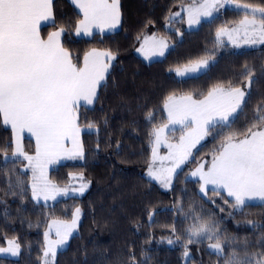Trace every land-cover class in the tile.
Instances as JSON below:
<instances>
[{
    "label": "trees",
    "instance_id": "1",
    "mask_svg": "<svg viewBox=\"0 0 264 264\" xmlns=\"http://www.w3.org/2000/svg\"><path fill=\"white\" fill-rule=\"evenodd\" d=\"M187 1L120 0L117 30L78 36L81 13L70 0H53L55 24H43L42 37L66 29L61 43L79 66L91 49L116 58L94 102L77 108L82 158L49 170L57 184L80 174L88 182L81 195L52 203L34 201L29 173L22 168L23 159L13 156L12 130L0 115V244L15 238L20 245L17 257L0 256V264H40L47 222L70 219L75 208L81 210L77 232L57 250L53 264H232L234 254L264 259V202L237 208L226 192L200 193L198 181L187 177L201 159L217 152L226 136H243L257 109L264 108V43L242 49L219 43L216 32L245 16L238 7H224L187 28L184 16L170 17ZM234 1L264 7V0ZM149 33L163 35L170 46L161 58L145 61L135 50ZM206 57L212 61L197 75L178 77L173 71ZM248 78L245 102L230 126L218 124L209 132L168 190L146 176L151 132L166 121L168 96H201L215 86L245 87ZM23 148L34 152L33 139L23 137ZM194 218L212 220L222 250L210 248L212 240L190 239L188 227Z\"/></svg>",
    "mask_w": 264,
    "mask_h": 264
},
{
    "label": "snow or ice",
    "instance_id": "2",
    "mask_svg": "<svg viewBox=\"0 0 264 264\" xmlns=\"http://www.w3.org/2000/svg\"><path fill=\"white\" fill-rule=\"evenodd\" d=\"M218 0H205L199 8L189 10V24L199 23V17L211 16ZM226 3L231 0H225ZM83 13V19L76 26V34H91L92 27L103 30L115 28L121 22L120 0H72ZM245 10V18L240 21L244 31L245 43H264V7H252L248 4L237 5ZM249 13L251 19L248 18ZM259 13V17H257ZM55 24L53 0H0V115L3 123L10 125L15 139L13 155H23L33 167V196L43 193L47 199L56 191L55 185L49 184L44 177V166L61 155L74 159L83 156L79 144L77 126V108L83 100L92 104L97 95V88L105 80L109 63L116 57L111 52L93 50L83 58V66L73 62L68 49L61 43V35L66 31L59 28L41 36V22ZM231 31L222 29L217 36L229 35ZM148 41L145 40V44ZM166 47L163 40L156 42L153 54L164 55ZM207 60L198 61L183 70L177 69L178 75L196 72L206 67ZM246 93L240 88L225 89L216 86L208 91L203 99H194L192 95L167 97L164 107L171 124L184 127L195 125L180 138L178 144H168L169 155L160 159L170 160L171 167L154 172L149 167V176L160 180L165 186L171 181V174L187 161L191 149L196 146L218 124L230 126L232 118L245 102ZM264 108H258L251 126L245 130L242 139L235 134L226 136L224 142L214 154L211 166L204 170L201 164L192 176H199L204 185L222 187L228 196L234 197L235 207L241 208L247 200L264 201ZM164 127L155 129L153 162L158 158L156 146L162 142ZM24 130L36 138V155L27 156L20 144V133ZM72 139L73 148L65 149L64 141ZM39 171L40 175L35 173ZM87 185H82L81 191ZM80 209L77 208L71 225H64L63 234L58 229L60 239L51 242L44 252L45 264L48 257L54 259L56 245L62 246L75 228ZM201 227L194 235L210 232ZM47 237V233L45 234ZM211 239V237H209ZM193 241L189 240V243ZM171 243V241H169ZM210 248L222 250L217 242ZM19 245L9 241V247L0 248V252L18 255ZM187 254V253H186ZM256 264H264V259Z\"/></svg>",
    "mask_w": 264,
    "mask_h": 264
},
{
    "label": "rangeland",
    "instance_id": "3",
    "mask_svg": "<svg viewBox=\"0 0 264 264\" xmlns=\"http://www.w3.org/2000/svg\"><path fill=\"white\" fill-rule=\"evenodd\" d=\"M204 2H205V0H189L187 2H184L181 5L180 10L177 11V12L171 13L170 17L171 18H176V17L184 16V18H185V26L187 28H189V29L190 28H194L199 23H193L191 25L189 24V10L190 9L195 10V9L199 8L200 5L203 4ZM238 4L239 5H244V4H241V3L236 2L234 0H231V2H229V3H226L225 0H218L216 9H214L212 11V15L211 16H203V15H201L199 17V22L201 20H205V19L211 18L214 14H216L219 10H221L224 7H227V6L228 7H237ZM252 7H258V6H252ZM257 17H259V13H257ZM244 18H245V16H243L240 21H242ZM248 18L249 19L252 18L250 13L248 15ZM240 21H238L236 23H233V24H231L229 26L222 27L218 31H221L222 29H227L229 31H231L233 29H240ZM218 31L216 32V36H217ZM149 34H151V35H149ZM149 34H146V35H144L142 37V39L138 43V47L135 50V52L139 56H141L145 61L154 60V59H157V58H161L163 56V55L161 56L159 54H153L152 49H153L154 45L156 44V42L163 40L164 44L166 45V47L163 49L164 54L166 53V51L169 49V46H170L169 41L163 35L155 34V33H149ZM217 39H218L219 43H221V44L226 43L228 45V47H230L232 49L248 48V47H253V46H256V45L260 44L259 42L255 43V44L245 43L244 42V31L242 29H240V31H238V32H232V38L231 39L229 38V35H227V34L221 35L219 37L217 36ZM145 40L148 41L147 44H145ZM202 60H207L208 61V64H207L206 67H202L196 72L185 73L184 75H178L177 74V71H176L177 69L183 70L185 67L191 66L192 64H194V63H196L198 61H202ZM211 61H212V58H209V57L202 58V59L195 60V61L187 63V64H183V65L177 66V67L173 68V71L178 77H187V76L197 75L200 72L204 71L208 67V65L211 63ZM249 82H250V79L248 78L246 83H245V87H230V86H222V87H224L225 89H228V88H240L242 91H244L246 93V91L249 88ZM207 93H205V94H203L201 96H194L192 94H190V95H192L194 99H203L204 96L207 95ZM185 95H189V94H179V95H175V96L176 97H180V96H185ZM164 111H165V115H166V121L163 124L155 127L152 130V132H151V153H150V158H149V162H148L147 167H146L145 174H146V176L148 178H150L151 180H154L155 182H157L159 184V186L163 190H168L171 187V185H172V182L174 180V177H175L177 171L181 167H183V165L192 157L193 151L207 138V136H205L204 139H202L199 143L196 144L195 147H193L191 149V155L188 157L187 161H185L184 164H182L179 168L176 169V171L174 173L171 174V181H170V183L167 186H165L163 183H161L160 180H157L154 177L149 176V174H148L149 173V167L151 166L152 170L154 172H159L162 169H166V168L171 167V161L170 160H166V159L162 160V159H160L161 157H167L169 155V148L167 147V145L168 144H178L180 142V138L182 136L187 135V133L189 131H191V129L193 127H195V125L193 124L190 127L186 128V127H184L183 125H181L179 123L171 124V123H169L168 112L165 109V107H164ZM164 126H167V127L164 128V132L162 134V142L158 146H156V152H157V157L158 158L155 160V162H153V159H152L153 147L155 146V136L153 135V132H154L155 129H158V128H161V127H164ZM82 131H83V128H81L79 126V133L81 134ZM22 134L23 133L21 132L20 133V144H21L23 152L27 156H33L34 157L36 155L35 143H34V148H35L34 152L27 153L26 151H24V148H23V145H22V143H23L22 137L27 136V135H23L22 136ZM12 135H14V134H12ZM237 138L238 139H242L243 136L237 137ZM72 148H73V144L71 145V148L69 150H71ZM219 149H220V147H219ZM14 150H15V139L13 138V152H14ZM218 150H217V152H214L211 155H209V157L201 159L195 166H193L189 170V172L187 174V177L195 179V180L198 181V183H199L198 188H199V192L200 193H204L208 189H217V190H222V191L226 192V194L228 195L227 191L225 189H223L222 187H217V186L211 185V184L204 185V191H201V186L203 185V181L200 179L199 176H192L191 175V173L194 172L201 164L204 165V170L207 171V169L211 166L213 155L214 154H218ZM13 156L23 159L22 168L29 173V178H30L29 184H30V189H31V195H32L33 200L36 201V202L52 203V202H54L55 200H57L59 198H65V197H68V196H78V195H81L82 193H84V191L88 187V182L82 180L81 175L80 174H76V173H74V174L72 173L70 175V180L68 181V183H65V184H57V183L53 182L49 178V170H50V168L56 166L59 163H62V162H65V161L71 159V158H68L66 155H61L59 158H57L53 162L47 163L44 166V177H45L46 181L49 184H51V185H55L56 189H58L59 191L55 192L54 198H53L52 195H49L48 198L46 199L45 195L43 193H39V192H38L37 196L34 197L33 196L34 172H33L32 165L29 163V161L27 159H25V157L23 155L17 154V155H13ZM35 175L39 176L40 175L39 171H37L35 173ZM82 185H87V187H84L83 191H81ZM230 198H232L234 200V203H235L234 197H230ZM246 202H264V201H261L259 199H252V200H247ZM76 209L77 208L74 209L73 215H72V217L70 219H50L47 222V224L45 226V229H44L43 256H42V258L40 260V264H45L44 252L46 251V249L48 247L49 241L55 242V241L60 239V236L57 235V230L59 229L61 231V233L63 234V232H64L63 226L72 224ZM80 220H81V210H80L78 219H76V225H75V228L72 230L71 235L74 234L75 232H77L78 224H79ZM201 227H204V228H207V229H211V231L210 232H205V233H200L199 235H194V233H196ZM46 233H47V237L45 235ZM188 234H189V237H190L191 240H203V239H209V237H211V239H209V240H212L213 242H211L210 244H215V243L218 242L221 245V243H222L220 241V239L217 238V235H218L217 231L215 229V226L213 225L212 220H210V219L194 218L191 221V223L189 224ZM71 235H69L67 237L65 243L62 246L56 245V252H57V250L65 247V245L67 244V241H68V239H69V237ZM9 241H13V242H15V244H18V242H17V240L15 238H7L3 244H0V248H4V249L8 248L9 247ZM19 253H20V245H19L18 255H19ZM18 255L14 256L10 252H0V256H8V257L15 258ZM232 257H233V262H231L232 264H251V261L257 262L259 260L258 257H256V256L239 257V256L234 254ZM48 260H49V264H53L54 259L51 257V254L48 257Z\"/></svg>",
    "mask_w": 264,
    "mask_h": 264
},
{
    "label": "crops",
    "instance_id": "4",
    "mask_svg": "<svg viewBox=\"0 0 264 264\" xmlns=\"http://www.w3.org/2000/svg\"><path fill=\"white\" fill-rule=\"evenodd\" d=\"M71 2H72V0H70ZM75 7H76V9L81 13V15H82V17H81V19L80 20H82L83 19V13L81 12V10L74 4V3H72ZM79 20V21H80ZM50 21H48V22H41V26L43 25V24H46V23H49ZM79 23V22H78ZM77 23V24H78ZM120 24V23H119ZM119 24L115 27V28H112V29H109V28H104L103 30H101L100 28H97V27H92L91 28V30H90V33L92 34V33H95V32H100V33H106V32H112V31H115V30H117L118 29V27H119ZM40 26V27H41ZM77 26V25H76ZM56 30H58V29H55V30H52V31H56ZM51 31V32H52ZM76 32V31H75ZM91 34H85L84 32H81L78 36H88V35H91ZM149 35H151V34H149ZM47 37V36H46ZM46 37H44V38H46ZM61 37H62V35H61ZM138 47V46H137ZM93 50H95V51H97V52H107V51H105V50H101V49H91V50H89L86 54H89V53H91ZM85 54V55H86ZM106 63H109V66H110V63L111 62H108L107 61V58H102ZM81 66H83V63H82V65ZM109 70V69H108ZM107 74V73H106ZM106 74H105V77H106ZM103 82V81H102ZM101 82V83H102ZM99 87V86H98ZM97 90H98V88H97ZM93 102H94V100H93ZM81 104H85V105H90V104H87V103H85L83 100H81L80 102H79V105H81ZM1 117H2V121H3V116L1 115ZM6 126H9L10 128H11V126L10 125H6ZM77 126H78V124H77ZM78 128H79V126H78ZM12 130V129H11ZM22 136L23 135H27V136H24V137H30V138H32L33 139V141H34V143H35V146H36V138H35V136H33L30 132H28L27 130H24V131H22ZM12 134H13V131H12ZM13 138H14V135H13ZM80 138H81V134L79 133V136H78V140H79V144L81 145V142H80ZM22 140H23V137H22ZM73 144V142H72V139L71 138H69V139H66L65 141H64V147H65V149H70L71 148V145ZM22 145H23V143H22Z\"/></svg>",
    "mask_w": 264,
    "mask_h": 264
}]
</instances>
